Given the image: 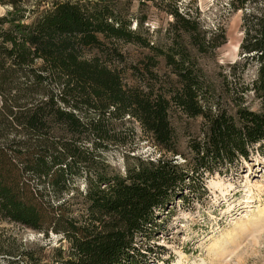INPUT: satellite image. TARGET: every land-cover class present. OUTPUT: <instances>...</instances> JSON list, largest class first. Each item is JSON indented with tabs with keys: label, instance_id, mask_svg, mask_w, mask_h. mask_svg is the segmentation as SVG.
Masks as SVG:
<instances>
[{
	"label": "trees",
	"instance_id": "obj_1",
	"mask_svg": "<svg viewBox=\"0 0 264 264\" xmlns=\"http://www.w3.org/2000/svg\"><path fill=\"white\" fill-rule=\"evenodd\" d=\"M220 1L240 14L241 39L238 59L217 66V88L182 41L202 54L225 43L224 31L206 35L196 9L179 10L178 0L165 10L171 43L164 49L103 0H0V221L59 236L48 254L8 250L0 264H146L142 239L160 213L204 194L205 173L246 161L264 141V0ZM117 44L146 50L144 65L125 67ZM156 58L168 72L155 89ZM125 70L148 77L129 85ZM247 94L255 110L244 105ZM173 113L200 119L186 154ZM125 118L159 156H125L118 175L102 153L116 145L114 123Z\"/></svg>",
	"mask_w": 264,
	"mask_h": 264
},
{
	"label": "rangeland",
	"instance_id": "obj_2",
	"mask_svg": "<svg viewBox=\"0 0 264 264\" xmlns=\"http://www.w3.org/2000/svg\"><path fill=\"white\" fill-rule=\"evenodd\" d=\"M103 1L125 19H131L130 29L135 28L138 35L153 46L164 49L171 43V36L165 33L170 21L165 10L169 9L171 0ZM189 1L192 2L188 4ZM222 3L220 0L177 2L179 10L196 9L206 35L217 26L224 31L225 43L202 54L196 53L185 38L182 41L217 88V66L238 59L237 47L241 39L240 14L226 13ZM5 11L6 7L0 6V15ZM135 19L143 21L140 27L134 26ZM117 47L123 53L125 67L144 65V56L148 55L146 50L132 44H117ZM156 61L157 65L150 69L157 75V80L150 82L155 89L165 81L168 72L161 58ZM130 73V70L124 71L125 82L129 85L138 83V75ZM252 74L253 67H248L241 75L242 81L247 83ZM143 79L139 83H145ZM243 103L250 109L257 108V102L250 94ZM170 122L178 136V151L186 154V142L197 134L200 119H187L173 113ZM114 124L116 145H109L102 153L105 165L113 173L123 175L126 162H130L125 156L151 159L159 156L136 122L125 118ZM177 161L181 163L180 158ZM77 185L82 189L80 181ZM202 187L204 194H187L184 202L173 200L167 215L160 213L152 236L142 239L146 264H264V141L249 150L246 161L238 159L231 165H221L211 173H205ZM58 237L50 232L44 236L20 225L0 221V253L40 249L42 254H48L49 248L58 245Z\"/></svg>",
	"mask_w": 264,
	"mask_h": 264
}]
</instances>
